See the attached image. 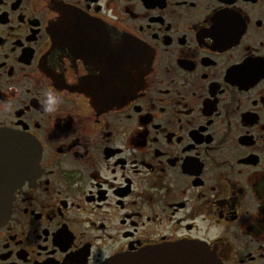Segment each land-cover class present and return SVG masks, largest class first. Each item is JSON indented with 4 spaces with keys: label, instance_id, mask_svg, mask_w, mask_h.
I'll use <instances>...</instances> for the list:
<instances>
[{
    "label": "flooded vegetation",
    "instance_id": "1",
    "mask_svg": "<svg viewBox=\"0 0 264 264\" xmlns=\"http://www.w3.org/2000/svg\"><path fill=\"white\" fill-rule=\"evenodd\" d=\"M0 133V264H264V0H0Z\"/></svg>",
    "mask_w": 264,
    "mask_h": 264
},
{
    "label": "water",
    "instance_id": "2",
    "mask_svg": "<svg viewBox=\"0 0 264 264\" xmlns=\"http://www.w3.org/2000/svg\"><path fill=\"white\" fill-rule=\"evenodd\" d=\"M0 152L4 153V167L13 166L16 170L8 173L10 178L0 177V225H2L9 217L13 191L27 179L23 178V175L26 172L28 174L37 161L38 150L29 146V143L20 137L0 133ZM202 257L203 253H199L196 247L177 244L118 255L103 264H196Z\"/></svg>",
    "mask_w": 264,
    "mask_h": 264
},
{
    "label": "snow or ice",
    "instance_id": "3",
    "mask_svg": "<svg viewBox=\"0 0 264 264\" xmlns=\"http://www.w3.org/2000/svg\"><path fill=\"white\" fill-rule=\"evenodd\" d=\"M202 251L210 256H212L216 261L219 262L218 258L216 257L215 252H213L211 249H209L207 244H204L202 247Z\"/></svg>",
    "mask_w": 264,
    "mask_h": 264
}]
</instances>
